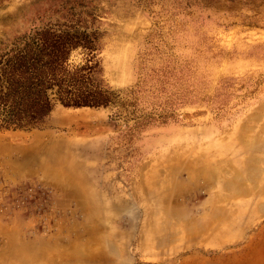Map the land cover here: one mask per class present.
Masks as SVG:
<instances>
[{"label":"rangeland","instance_id":"1","mask_svg":"<svg viewBox=\"0 0 264 264\" xmlns=\"http://www.w3.org/2000/svg\"><path fill=\"white\" fill-rule=\"evenodd\" d=\"M23 36L92 40L93 51L69 52L67 70L95 72L113 100L57 103L37 126L0 129V259L13 238L60 244L88 236L81 197L132 202L100 223L101 235L120 234L129 264H264V174L239 196L219 183L179 192L172 204L203 226L167 217V244L143 232L134 246L153 202L145 191L154 180L172 186L168 168L222 162L242 171L239 138L264 129V0H0L1 48ZM34 143L43 169L19 163ZM216 210L219 219L206 221Z\"/></svg>","mask_w":264,"mask_h":264},{"label":"bare ground","instance_id":"2","mask_svg":"<svg viewBox=\"0 0 264 264\" xmlns=\"http://www.w3.org/2000/svg\"><path fill=\"white\" fill-rule=\"evenodd\" d=\"M68 120H70V118H68ZM255 134L256 135L252 136V139L244 140V138L243 139L239 138L240 145L244 150L243 152L244 155L242 159H240L241 161L240 166L242 171H237L236 169H233V167L232 168H230L229 166L227 167L225 163L223 164L222 162H220V164L218 165L216 164L191 165L184 163L181 165H175L168 168L170 174L169 182H171L172 186L169 187L168 182H166V180L163 182H158L157 180H154L149 185L147 191H145V193L149 195L153 200L151 206L152 208L150 207V209L144 214L146 216V220L142 222L141 228H143V230H141L140 236L135 237V242H136L134 244L135 249H138L141 246L140 241L142 240L141 236H143L144 234L143 232L148 233L152 241H155V243L158 246L161 247L162 245L167 244V242L171 238V235L166 232L165 218L167 217H171L174 220L182 219L183 221L192 224V226L194 227L203 226V222L199 221L198 219L189 220V217L191 215L189 216L187 212L177 209L176 205L172 204L173 196L179 194V192L185 194L186 192L195 189L199 191L203 190L204 192H210V190L214 188L213 186L219 183L223 191H228L238 196L248 193L246 191V187L244 186L245 185L244 182L248 180L255 181L261 179L262 175L264 174V168L262 167V165L264 164V138L262 137V135H264V129L258 130L257 133L255 132ZM34 145L35 146L32 148L33 152H24L22 154V157L20 158L19 163L21 162L23 165L26 163L27 160H30L29 162H31L32 164L38 165L36 169L38 168L43 169L44 156L43 158H41L42 155L39 156V152L37 151L42 148V145L38 143H34ZM0 147H1L0 159H4V158L6 159V157L2 153V146L0 145ZM30 157H32V159H30ZM57 158L58 156L55 157V160H57ZM12 163L18 165L17 161L12 160ZM54 163L57 164L58 161L57 162L54 161ZM217 163H219V161H217ZM48 172L56 176L59 173L58 170H48ZM161 175L164 176V174ZM62 177L59 176V178L61 179ZM162 177L161 179H163ZM66 180L64 179V181ZM74 182L71 179V182H67V184L69 186H73L70 192L75 195L78 192L76 189H74V184H72ZM159 183L163 185L166 184V186L160 185ZM77 204L83 216V222L91 225V226L87 225L88 227H86L85 225L83 230V232L88 236L85 237L76 234L72 240L67 241V243L63 242L60 244L58 243V241L30 242L20 239L21 237L20 238L11 237V239L12 238L13 239L10 243L13 244V247L10 249L9 253L5 252V257L3 259H0V264H129L132 259H130V257L129 259L122 258V255H124L123 249H120L116 243L117 237H120L119 236L120 234L117 233L115 235H106V236L101 235L102 233H107V232H105L104 230H100L101 229L100 223L102 221L104 223L112 222L111 215L113 213H118L120 210L123 211L126 209L128 210L129 206L133 205L132 202L123 201L121 199H114L112 200V202L105 200L98 201L95 199L85 200L79 197ZM260 208L263 209V207ZM221 212L222 211L220 210H216L212 214V216H209V218L211 217L209 220L205 218L206 221H210V220L213 221L212 219L218 218L217 216H219V213ZM168 224H172V223L168 222ZM84 237L86 239H84ZM130 245H128V247H130ZM20 251L23 252V255L21 256L18 255L13 260L11 261L9 260V258H11L13 255L16 256ZM126 253L128 254V252ZM244 264H262V263L248 261Z\"/></svg>","mask_w":264,"mask_h":264},{"label":"trees","instance_id":"3","mask_svg":"<svg viewBox=\"0 0 264 264\" xmlns=\"http://www.w3.org/2000/svg\"><path fill=\"white\" fill-rule=\"evenodd\" d=\"M75 39L23 36L11 40L5 50L0 43V129L37 126L57 103L94 107L113 100L112 93L95 83V72L67 70L73 48L94 50L92 40Z\"/></svg>","mask_w":264,"mask_h":264}]
</instances>
